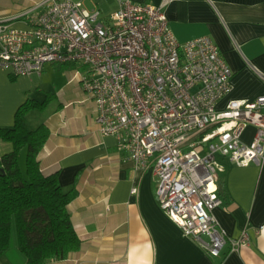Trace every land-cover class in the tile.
Wrapping results in <instances>:
<instances>
[{"label": "built area", "instance_id": "obj_1", "mask_svg": "<svg viewBox=\"0 0 264 264\" xmlns=\"http://www.w3.org/2000/svg\"><path fill=\"white\" fill-rule=\"evenodd\" d=\"M28 26L0 16V67L40 75L48 63L75 64L95 122L141 168H152L160 209L206 252L237 250L214 214L220 157L248 165L264 159V94L218 103L233 70L209 36L179 42L163 4L119 0L107 20L75 0H41L25 12ZM255 126L249 143L244 129ZM137 187L132 189L135 193Z\"/></svg>", "mask_w": 264, "mask_h": 264}, {"label": "crops", "instance_id": "obj_2", "mask_svg": "<svg viewBox=\"0 0 264 264\" xmlns=\"http://www.w3.org/2000/svg\"><path fill=\"white\" fill-rule=\"evenodd\" d=\"M39 1L0 0V16L14 27H27L25 12ZM75 1L98 9L104 20L119 2ZM132 1L163 4L179 42L209 36L218 45L233 70L232 89L218 107L229 99L264 94V0ZM77 67L48 63L40 75L20 76L0 67V128L13 126L14 114L27 98L43 101L51 93L43 109L27 112V125L48 127L50 135L38 154L41 169L45 174L58 171L61 187L76 192L68 209L80 247L46 264H264V159L240 165L219 158L224 165L218 181L222 204L214 214L228 237L245 233L247 243L233 251L225 245L219 256H212L160 209L152 168L139 167L115 135L99 131L96 104L74 76ZM254 133L255 126H247L241 140L251 142ZM12 149V142L0 137V156ZM25 158L23 147L18 154L22 170ZM18 249L13 260L7 248L0 264H24L26 256Z\"/></svg>", "mask_w": 264, "mask_h": 264}, {"label": "trees", "instance_id": "obj_3", "mask_svg": "<svg viewBox=\"0 0 264 264\" xmlns=\"http://www.w3.org/2000/svg\"><path fill=\"white\" fill-rule=\"evenodd\" d=\"M50 96L47 93L43 101L27 98L17 108L13 126L0 128V137L13 144L10 152L0 156V256L9 246L15 225L19 248L26 256L24 264L66 258L81 242L68 209L76 196L74 188H62L58 171L45 174L40 166L38 154L50 135L49 129L45 124L30 129L26 121L27 112L43 109ZM23 147L24 170L18 163Z\"/></svg>", "mask_w": 264, "mask_h": 264}, {"label": "rangeland", "instance_id": "obj_4", "mask_svg": "<svg viewBox=\"0 0 264 264\" xmlns=\"http://www.w3.org/2000/svg\"><path fill=\"white\" fill-rule=\"evenodd\" d=\"M24 162V161H23ZM21 160L22 168L24 167V163ZM10 242L8 246V255L14 260L16 258V252L19 253L18 245H17V234L15 225H12Z\"/></svg>", "mask_w": 264, "mask_h": 264}]
</instances>
